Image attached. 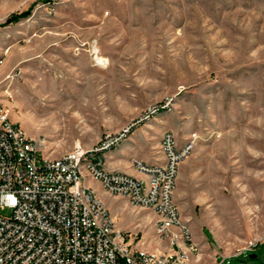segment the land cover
Instances as JSON below:
<instances>
[{
	"label": "rangeland",
	"instance_id": "374dc122",
	"mask_svg": "<svg viewBox=\"0 0 264 264\" xmlns=\"http://www.w3.org/2000/svg\"><path fill=\"white\" fill-rule=\"evenodd\" d=\"M0 99L54 158L155 109L122 145L193 141L174 192L189 264H264V0H0ZM85 184L156 247L154 212Z\"/></svg>",
	"mask_w": 264,
	"mask_h": 264
},
{
	"label": "built area",
	"instance_id": "2783aa9c",
	"mask_svg": "<svg viewBox=\"0 0 264 264\" xmlns=\"http://www.w3.org/2000/svg\"><path fill=\"white\" fill-rule=\"evenodd\" d=\"M155 111L105 134L92 148L77 147L54 158L11 119L0 99V209L10 211L0 215V264H189L198 247L174 192L193 141L180 142L175 133L165 132L163 160H131L143 178L105 164V154L119 148L132 128ZM87 179L135 210L154 212L156 247L151 249L139 232L118 228Z\"/></svg>",
	"mask_w": 264,
	"mask_h": 264
},
{
	"label": "crops",
	"instance_id": "0c3cea01",
	"mask_svg": "<svg viewBox=\"0 0 264 264\" xmlns=\"http://www.w3.org/2000/svg\"><path fill=\"white\" fill-rule=\"evenodd\" d=\"M129 156L131 158H129ZM131 151L129 150L127 145H122L119 148L115 150H111L105 154V164L106 167L109 170H116V171H124L127 172L137 178H143V176L134 168L130 167L128 164L131 162L132 159H140L146 163L152 164L155 163L156 161H161L163 160V155L162 153L158 154L156 157H150L147 156V158H137L133 157ZM126 204L128 202L126 200H122ZM133 213L137 212L138 210H135L131 207ZM198 240L200 238H197ZM218 258V257H217ZM216 258V259H217ZM197 260V259H195ZM219 261V260H218Z\"/></svg>",
	"mask_w": 264,
	"mask_h": 264
},
{
	"label": "water",
	"instance_id": "95a60500",
	"mask_svg": "<svg viewBox=\"0 0 264 264\" xmlns=\"http://www.w3.org/2000/svg\"><path fill=\"white\" fill-rule=\"evenodd\" d=\"M250 257H251V258H256V255H251Z\"/></svg>",
	"mask_w": 264,
	"mask_h": 264
}]
</instances>
